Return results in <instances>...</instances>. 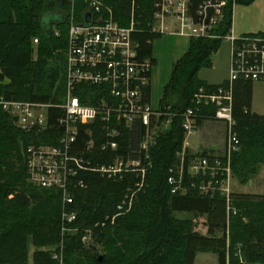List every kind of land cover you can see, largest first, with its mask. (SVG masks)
Wrapping results in <instances>:
<instances>
[{
    "label": "trees",
    "instance_id": "trees-1",
    "mask_svg": "<svg viewBox=\"0 0 264 264\" xmlns=\"http://www.w3.org/2000/svg\"><path fill=\"white\" fill-rule=\"evenodd\" d=\"M132 1L109 0L115 17L121 15L123 23ZM204 1L190 0L189 12L196 16ZM252 1L226 0L220 20L210 31L213 37L190 38L163 87L161 109L169 106L183 112L193 105L198 88L216 90L218 85L201 80L198 72L211 67L212 55L230 33L233 4ZM135 2L140 5L139 12L143 9L145 23L151 21L153 0ZM80 7V2L72 6L69 0H0V98L52 105L60 102L67 23L71 12L78 16ZM212 12L209 9L208 17ZM53 28L59 30L58 36ZM158 36L150 31L133 34L138 59L149 58L154 64L152 41ZM251 93L252 81L233 82L231 112L239 149L231 157V170L240 187L264 171V115L251 113ZM81 99L84 101L83 95ZM213 111L203 108L201 114L212 115ZM60 116L61 110L53 106L48 110L46 129L26 133L0 110V264H57L50 254L61 248L63 264H194L199 253H212L217 264H264V192L232 191L235 215H227L226 202L219 195L200 196L190 187L186 194L171 192L167 179L178 164L176 155L182 151L184 139L178 118L149 147L148 159L140 149L145 130L139 122L130 129L119 126L114 151L101 149L105 131L99 122L81 127L69 146L71 157L88 160L94 169L115 158L139 162L146 170L143 178L138 172L122 180L81 172L77 179L87 187L74 189L72 202L65 206L59 193L31 186L27 182L26 149L29 145L57 146L62 133ZM90 140L93 146L87 152ZM129 197L131 206L127 209ZM64 213L74 215V219L66 223ZM181 214L205 217L206 234L195 231L192 220L179 217ZM85 235L91 241L86 245L82 243Z\"/></svg>",
    "mask_w": 264,
    "mask_h": 264
},
{
    "label": "built area",
    "instance_id": "built-area-1",
    "mask_svg": "<svg viewBox=\"0 0 264 264\" xmlns=\"http://www.w3.org/2000/svg\"><path fill=\"white\" fill-rule=\"evenodd\" d=\"M73 6L80 2L78 16L69 15L65 56L64 91L56 105L22 102L0 98V110L7 114L13 125L26 133L43 131L47 127L48 110L53 106L61 110L58 126L62 130L58 145H29L25 153L27 182L37 189L51 190L60 194L63 206L73 200L74 189H86L77 179L81 172H98L107 179L122 180L126 175L138 172L144 177L145 168L139 162L115 158L98 169L88 160L71 157L69 146L74 143L81 127L102 124L105 141L102 150H116L119 126L130 129L135 122L144 127L140 142L148 159L149 147L155 145L158 136L165 132L174 118L181 120L183 136L194 134L198 120L223 123L225 126L224 149L221 155H191L177 153L178 164L167 179L173 194H186L188 187L200 196L219 195L226 202L227 215H235L231 205L233 175L231 157L239 149L232 117V84L242 79L264 82V35H227L231 47L230 77L209 92L200 87L194 93L192 106L183 112L171 107L152 109L147 89L150 83L152 62L149 58L138 59V42L133 37L138 31L162 32L165 20L171 22L174 32L190 37L211 36V29L221 18L226 0H206L193 16L189 12L190 0H153L152 20L145 23L143 9L135 0L126 22L121 15L115 17L109 0H69ZM212 15L208 17V11ZM84 14H91L85 19ZM145 25V26H143ZM54 34L59 30L53 28ZM37 38L33 43L37 44ZM84 96V101L81 96ZM211 107L212 115H203V108ZM184 141V139H183ZM92 140L87 152L91 151ZM140 188V185L138 186ZM127 199V198H126ZM127 209L131 206L129 197ZM119 210L122 207L118 208ZM66 223L74 215L62 214ZM63 232H70L63 229ZM89 235L82 238L86 245ZM50 259L63 264V251H53Z\"/></svg>",
    "mask_w": 264,
    "mask_h": 264
},
{
    "label": "rangeland",
    "instance_id": "rangeland-1",
    "mask_svg": "<svg viewBox=\"0 0 264 264\" xmlns=\"http://www.w3.org/2000/svg\"><path fill=\"white\" fill-rule=\"evenodd\" d=\"M243 5V4H242ZM240 5L236 6V10ZM188 39L178 36V35H168L162 34L155 38L152 43L153 55L156 59V63L152 66L151 73V85H150V105L152 108H156L162 96V88L168 81L171 73L172 63L176 59V55L180 50L186 48V43ZM213 65L212 67L201 68L198 72V77L206 81L207 83H221L224 79L228 80L230 77L231 68V47L230 42L226 39H222L220 46L216 54L212 57ZM251 111L257 115H264V82H254L253 84V99ZM218 130L224 131V125L218 122H213L207 124ZM263 169L259 176L255 177L247 185V188H242L238 186L236 180H233L232 190L235 193H247V194H262L264 192ZM182 218L191 219L194 224V230L202 231L203 221L199 217H194L192 215H182ZM90 238L86 244H88ZM97 252L101 251V248L97 247ZM33 249H30L29 258ZM195 264H216V259L212 253H200L197 256Z\"/></svg>",
    "mask_w": 264,
    "mask_h": 264
},
{
    "label": "crops",
    "instance_id": "crops-1",
    "mask_svg": "<svg viewBox=\"0 0 264 264\" xmlns=\"http://www.w3.org/2000/svg\"><path fill=\"white\" fill-rule=\"evenodd\" d=\"M237 5H240L243 7H239L236 10ZM170 23L171 22L165 20L163 25L159 24L157 26L158 28L163 26V28H162L163 31L157 32L159 34V36L162 34L178 35V36H181V37L188 39V41L186 43V48H183L182 50H180V52L177 53L176 59L174 60V62H175L186 52L188 45H189V40L191 37L186 35V34H180V33L174 32V28L172 25H170ZM258 32L264 34V0H253L250 4H247V5L233 4V6H232V23H231L230 33L228 35L238 36V35H244V34H249V33H258ZM223 39L228 40V38H223ZM152 43H153V41H152ZM216 52L212 55V57L216 54ZM152 56H153V59L155 61L154 62V64H155L156 59L153 55V47H152ZM212 57H211V59H212L211 67L213 65V58ZM174 62L172 63V66H173ZM154 64H152V66ZM171 70H172V68H171ZM151 73H152V68H151V72H150V83H149V92H148V94H149L148 95L149 105H150V100H151V96H150ZM170 75H171V73H170ZM169 78H170V76H169ZM169 78H168V80H169ZM225 81H226V79L223 80V82H225ZM223 82H221V83H223ZM254 82H261V81H253L252 82L250 110L252 107ZM221 83H208V84L219 85ZM162 90H163V88H162ZM150 107H151V105H150ZM158 107H159V103H158V106L156 108H158ZM156 108H152V109H156ZM251 113H252V111H251ZM209 123H213V122L201 120L200 122L197 123V127H196L194 134L185 136L184 141H183L182 151H184L187 154H191V155H205V154L221 155L223 153L224 139H225V126H224V131H222V130H218L212 126H208L207 124H209ZM221 124H223V123H221ZM242 188H247V186H243ZM182 215H185V216L189 215L190 216V214H181V215H179V217H181ZM199 219H201L203 221V224L201 226H202V231H204V232H201V231L199 232L198 230H196V231L198 233H200L201 235H205L206 234V226H205L206 219H205V217H199ZM198 255H200V253L196 255L195 260H194V264L196 262V258ZM213 256L215 257V255H213ZM216 264H217V262H216Z\"/></svg>",
    "mask_w": 264,
    "mask_h": 264
},
{
    "label": "water",
    "instance_id": "water-1",
    "mask_svg": "<svg viewBox=\"0 0 264 264\" xmlns=\"http://www.w3.org/2000/svg\"><path fill=\"white\" fill-rule=\"evenodd\" d=\"M89 15L91 16V14H89ZM89 15H88V14H84V16H83V17H84L85 19H88V18H90V16H89Z\"/></svg>",
    "mask_w": 264,
    "mask_h": 264
}]
</instances>
